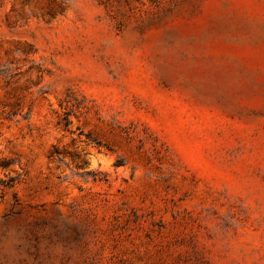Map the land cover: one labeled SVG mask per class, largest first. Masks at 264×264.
Instances as JSON below:
<instances>
[{"label": "rangeland", "instance_id": "obj_1", "mask_svg": "<svg viewBox=\"0 0 264 264\" xmlns=\"http://www.w3.org/2000/svg\"><path fill=\"white\" fill-rule=\"evenodd\" d=\"M0 264H264V0H0Z\"/></svg>", "mask_w": 264, "mask_h": 264}]
</instances>
